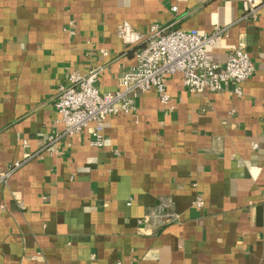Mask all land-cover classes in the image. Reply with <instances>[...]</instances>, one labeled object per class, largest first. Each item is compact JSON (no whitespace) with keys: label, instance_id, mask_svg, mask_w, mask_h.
Instances as JSON below:
<instances>
[{"label":"crops","instance_id":"crops-1","mask_svg":"<svg viewBox=\"0 0 264 264\" xmlns=\"http://www.w3.org/2000/svg\"><path fill=\"white\" fill-rule=\"evenodd\" d=\"M241 1L0 0V169L31 155L0 185V264H264V5L241 19ZM124 22L138 34L227 26L212 59L243 39L255 71L241 95L168 75V104L142 93L133 114L106 117L102 146L84 129L44 147L71 71L120 88L142 44L122 40Z\"/></svg>","mask_w":264,"mask_h":264},{"label":"built area","instance_id":"built-area-1","mask_svg":"<svg viewBox=\"0 0 264 264\" xmlns=\"http://www.w3.org/2000/svg\"><path fill=\"white\" fill-rule=\"evenodd\" d=\"M262 5L264 0H242L241 19L256 17ZM172 9L175 10V7ZM65 29L71 34L74 33L72 20L68 21ZM117 33L127 43L142 40L134 54V64L121 75L120 88L112 92H101L96 86V70L85 74L71 71L66 81L57 86L53 99L59 113L61 130L48 135L43 141L44 147L55 146L60 138H70L84 129L89 133L90 145L102 146L106 117L118 113L133 114L136 110V99L142 93L154 89L159 93L160 102L163 105L168 104V75L179 73L189 92H220L232 82L235 93L241 95L240 83L255 71L254 62L245 50L243 39L232 47L223 64L212 59L211 48L228 36L227 26H215L210 32H202L198 29L184 30L170 25L152 24L146 33L138 34L124 22L118 25ZM101 52L104 55L107 53L104 49ZM251 144L253 148L257 147L256 142ZM30 157L27 154L22 161L16 160L7 169H0V185L7 184L13 172ZM18 202L21 203L20 200ZM193 204L203 207L204 199L200 193L195 195ZM158 216L169 220L177 218L173 213ZM42 264L49 263L44 261Z\"/></svg>","mask_w":264,"mask_h":264}]
</instances>
